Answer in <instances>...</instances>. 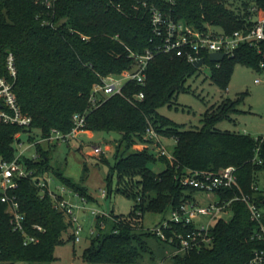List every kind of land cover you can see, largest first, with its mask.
Segmentation results:
<instances>
[{"label":"trees","instance_id":"1","mask_svg":"<svg viewBox=\"0 0 264 264\" xmlns=\"http://www.w3.org/2000/svg\"><path fill=\"white\" fill-rule=\"evenodd\" d=\"M150 1L169 9L161 0ZM229 2H239L238 8L229 7ZM253 3L258 14L264 15V0H176L173 10L177 18L199 28L212 23L230 31L253 24L249 19ZM144 12L139 0H58L52 8L37 0H0V76L12 84L22 110L32 118L30 126L0 122V159L11 161L18 156L15 144L21 142V133L34 132L35 136H29L33 142L37 137L49 136L54 128L69 133L73 114L86 110L85 129L120 134L108 177L117 173V191L134 198L135 204L129 214L97 216L96 233L84 250L83 264H139L144 252L149 251L148 237L163 240L143 228L144 214L166 213L193 200L196 188L182 179L196 172L217 173L235 166L243 193L251 195L264 212V187L259 186V174L264 179V135L254 137L216 128L219 120L241 111L237 107L240 97L210 107L198 128H186L159 112L161 106L171 105L176 94L185 89L187 78L197 71L185 57L156 52L148 64L145 85L129 81L122 93L110 95L91 108L90 94L95 83L103 76L133 67L131 51L144 53L154 48L152 24ZM261 48L259 52L242 44L219 65L206 56V62L212 64V80L225 90L236 64L262 70L264 40ZM9 53L14 56V76L7 65ZM140 91L144 98L136 100L133 96ZM150 129L162 137L175 138L173 159L156 154L153 146L135 147L152 141L147 137ZM35 147L37 157L22 155L34 175L53 173L66 186L90 199L82 183L53 165L49 149L41 142ZM159 160L166 163V168L156 172L151 165ZM111 193L109 185L108 196ZM215 193L219 199L227 200L241 195L236 189H219ZM16 194L26 215L27 231L36 233L34 224L42 225L45 231L39 233L38 242L25 245L23 236L12 230L6 204L0 200L1 264H59L54 250L64 242L63 233L72 226L71 220L53 207L51 196L39 195L33 176L20 181ZM230 209L231 220L219 218L212 228V247L174 250L169 255L170 264L247 263L263 244L252 238L256 222L251 219L247 203L234 199Z\"/></svg>","mask_w":264,"mask_h":264},{"label":"built area","instance_id":"2","mask_svg":"<svg viewBox=\"0 0 264 264\" xmlns=\"http://www.w3.org/2000/svg\"><path fill=\"white\" fill-rule=\"evenodd\" d=\"M37 1H42L47 8H52L58 0ZM161 2L169 9L162 8L156 2L150 0H139L140 5L145 10L144 13L148 14L152 24L154 48H148L144 53L131 51L130 56L135 61L133 67L127 68L117 75L103 76L100 82L95 83L90 94L91 108L99 106L110 95L122 93L124 86L129 81L145 85L147 67L156 52L182 56L193 64L199 59H203V65L206 62V56L209 60L211 52L224 53L225 57L232 56L242 44H248L262 52L264 15L258 14L257 5L254 3L250 7L251 13L249 15V19L253 21V24L229 31L220 25L221 30H217L215 28L216 25L212 23H206L204 27L199 28L175 16L173 7L176 5V0H161ZM83 38H88V36L83 35ZM215 63L219 65L220 62ZM7 65L9 70L15 75L16 68L12 53H9L7 57ZM261 66L264 67V61L261 62ZM259 80L258 78L257 81ZM144 95V92L140 91L134 94L133 97L136 100H141ZM88 112L89 110H86L85 112L73 114V127L69 133H63L54 128L49 136L37 139V141L33 142V145L41 142L40 140L49 143L66 142L83 131H89L85 129ZM0 122L20 126H30L32 122L31 116L26 114L18 103L12 84L1 76ZM147 137L151 138L152 141L148 144H136L135 147L143 149L148 145L153 146L159 150V155H167L168 158L173 159L172 153L163 146L160 134L150 129ZM139 145L143 146L138 147ZM259 150L260 147H257V154ZM102 153L103 148L100 145H94L91 154L101 155ZM23 154L22 150L11 161L0 159V200L6 204V213L8 214L12 230L23 236L25 245L38 242L40 240L39 233L45 231V228L40 224L33 225L36 233L27 231L25 226L26 215L16 194L20 181L25 177L33 176L39 195L41 197L45 195L51 196L53 207L64 212L71 220L74 241H79L80 236L78 234L83 229V226L79 222L78 211L87 209V197L68 187L69 193L72 192V195L78 198V200L73 201L67 197V189L63 188L56 191L53 188L54 177L50 174L34 175V170L29 169L22 161ZM259 162L261 163L262 160L259 159ZM182 181L184 184L201 190L208 195L215 193L219 189H236L241 192V195H236L230 200L217 198L216 201L207 205L199 203L196 199L184 202L180 207L171 210L170 218L165 219L161 225L154 227L152 229L153 233L172 244L176 252H188L212 247L214 243L212 228L216 221L219 218H225L224 215L231 211L230 205L234 199H242L249 207L251 219L256 222V229L252 238L263 244L254 250L253 255L245 264H264V212L251 195L243 193L237 168L230 165L222 168L217 173L200 171L194 175L185 176ZM101 194L102 197L108 196L107 190H102ZM92 212L97 216L100 214L108 215V213L101 212L96 208L92 209ZM166 230H170L171 233H167ZM1 262L0 259V264Z\"/></svg>","mask_w":264,"mask_h":264},{"label":"rangeland","instance_id":"3","mask_svg":"<svg viewBox=\"0 0 264 264\" xmlns=\"http://www.w3.org/2000/svg\"><path fill=\"white\" fill-rule=\"evenodd\" d=\"M239 2H229L228 6L238 8ZM237 7V8H236ZM217 30H221L216 25ZM212 64L205 62L197 68L196 73L189 76L185 82V89L179 91L174 97L171 105L166 104L159 108V112L173 121L184 124L186 128H198L203 125V116L212 106H218L224 100H235L240 97L239 112L231 113V118H224L216 123L219 130L231 132L248 133L254 137L264 135V67L258 71L254 68L236 64L227 89L223 90L211 78ZM14 76V74L12 73ZM260 79L257 81V79ZM245 93V94H244ZM20 131L17 133V135ZM35 136L34 132L21 133V142L15 144L17 155L23 150L24 157L33 158L37 155L36 147L29 136ZM120 137L118 132L107 131H83L76 137H71L66 142L41 143L50 150L51 162L55 167H60L65 174L74 181L82 183L87 188L90 199L87 209L79 210V222L83 229L78 234L80 240L75 242L71 238L73 228L70 227L63 233L64 242L56 245L54 254L59 264H83L84 250L90 245L93 235L96 233L97 215L92 212L96 208L105 213L129 214L134 198L117 191L118 175L114 173L109 179L110 166L114 165L113 156L116 139ZM37 139H40L37 137ZM163 146L172 153L176 140L172 137H162ZM39 141V140H38ZM94 145L103 148L101 155L91 154ZM143 146V145H142ZM139 145L138 147H142ZM158 149L154 152L158 154ZM104 158V160H102ZM152 168L160 172L166 168V163L159 160L153 163ZM53 188L59 191L67 189V197L75 201L78 198L69 193V188L53 173ZM259 186L264 187L263 174H259ZM112 187V193L108 197H102L101 191ZM73 196V197H72ZM192 196L199 203L207 205L216 201V193H207L201 190L192 191ZM171 211L156 213L147 211L143 217V228L152 230L159 226L165 219L170 218ZM227 221L231 220L233 213L225 214ZM215 223V222H214ZM149 251H145L139 264H170L169 255L175 250L172 244L150 236L147 239Z\"/></svg>","mask_w":264,"mask_h":264},{"label":"water","instance_id":"4","mask_svg":"<svg viewBox=\"0 0 264 264\" xmlns=\"http://www.w3.org/2000/svg\"><path fill=\"white\" fill-rule=\"evenodd\" d=\"M225 58L224 53H219V52H211L209 55V60L211 62H220ZM203 59H199L198 61L194 62V66L199 68L203 65Z\"/></svg>","mask_w":264,"mask_h":264},{"label":"crops","instance_id":"5","mask_svg":"<svg viewBox=\"0 0 264 264\" xmlns=\"http://www.w3.org/2000/svg\"><path fill=\"white\" fill-rule=\"evenodd\" d=\"M164 264V263H163Z\"/></svg>","mask_w":264,"mask_h":264}]
</instances>
